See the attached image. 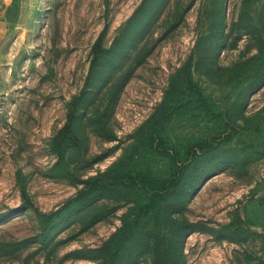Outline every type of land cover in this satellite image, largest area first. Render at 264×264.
Instances as JSON below:
<instances>
[{"label":"rangeland","instance_id":"obj_1","mask_svg":"<svg viewBox=\"0 0 264 264\" xmlns=\"http://www.w3.org/2000/svg\"><path fill=\"white\" fill-rule=\"evenodd\" d=\"M3 21L0 264H110L124 215L122 263L264 264V0H13ZM145 132L182 157L148 213L169 160Z\"/></svg>","mask_w":264,"mask_h":264},{"label":"trees","instance_id":"obj_2","mask_svg":"<svg viewBox=\"0 0 264 264\" xmlns=\"http://www.w3.org/2000/svg\"><path fill=\"white\" fill-rule=\"evenodd\" d=\"M180 93L184 96H187L183 89H179ZM195 94L199 95L200 92L198 88L195 90ZM169 92V91H168ZM167 92V94H168ZM154 122V118H150L144 126L152 125ZM172 140L169 136L166 135H159V134H151L150 136H147L145 132L144 142L137 144L135 147L141 149V147H148L149 149L158 148L163 153L164 157H167L169 160V167L166 168V171H151L150 169L146 170V173L149 177L152 178V182H145L148 184H144V182H139L141 184H144L143 188H149V190H146V196L145 198H142L141 202V208L145 210V212L148 213V211H151L154 207H160L162 201H163V195L162 191L168 185L171 184V178L173 175L175 176V181L178 177L177 171H178V163L181 162L182 157L181 152L177 151L174 145L172 144ZM136 155V152H133L129 157H126L124 159H121L119 162L115 164L114 168H111V172H117L118 175H120V178H125L126 169H121L120 167L123 166L126 163V160L130 157H134ZM136 158L135 160H137ZM184 159V158H183ZM143 213V212H142ZM130 215H124L122 217V225L118 229V231L112 236L107 243H105V246L107 247V252H105L104 257L110 264H125V261H123L121 258H119L121 251L126 246V236L130 230V226L132 224H139L140 223V215H135L133 218H129ZM143 217V215H142ZM163 249L156 251L155 258L153 259L151 264H160L157 263L156 260H159V255H163ZM170 264H175L170 263Z\"/></svg>","mask_w":264,"mask_h":264},{"label":"crops","instance_id":"obj_3","mask_svg":"<svg viewBox=\"0 0 264 264\" xmlns=\"http://www.w3.org/2000/svg\"><path fill=\"white\" fill-rule=\"evenodd\" d=\"M13 2V0H0V41L4 36V21L3 13L4 10Z\"/></svg>","mask_w":264,"mask_h":264}]
</instances>
